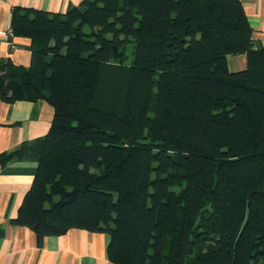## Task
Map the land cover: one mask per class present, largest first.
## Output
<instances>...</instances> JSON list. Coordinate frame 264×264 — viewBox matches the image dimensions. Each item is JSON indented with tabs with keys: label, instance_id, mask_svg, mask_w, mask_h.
<instances>
[{
	"label": "trees",
	"instance_id": "1",
	"mask_svg": "<svg viewBox=\"0 0 264 264\" xmlns=\"http://www.w3.org/2000/svg\"><path fill=\"white\" fill-rule=\"evenodd\" d=\"M10 29L31 62L0 61L2 99L54 107L0 155L38 163L14 221L108 233L116 264H264V45L241 0L16 6Z\"/></svg>",
	"mask_w": 264,
	"mask_h": 264
},
{
	"label": "crops",
	"instance_id": "2",
	"mask_svg": "<svg viewBox=\"0 0 264 264\" xmlns=\"http://www.w3.org/2000/svg\"><path fill=\"white\" fill-rule=\"evenodd\" d=\"M82 0H0V61L22 66L31 62V40L13 36L10 25L16 6L66 12ZM257 44L264 45V0H241ZM231 71L243 69L245 53L227 57ZM54 107L45 99L8 102L0 95V155L9 154L25 141L46 135ZM37 161L11 156L0 161V264H116L108 256L110 235L72 228L61 235L38 240L35 232L13 219L33 182Z\"/></svg>",
	"mask_w": 264,
	"mask_h": 264
},
{
	"label": "rangeland",
	"instance_id": "3",
	"mask_svg": "<svg viewBox=\"0 0 264 264\" xmlns=\"http://www.w3.org/2000/svg\"><path fill=\"white\" fill-rule=\"evenodd\" d=\"M134 50H135V44L134 42H128L126 44V54H127V58H126V61L125 63L127 65L131 64L133 62V59H134Z\"/></svg>",
	"mask_w": 264,
	"mask_h": 264
}]
</instances>
